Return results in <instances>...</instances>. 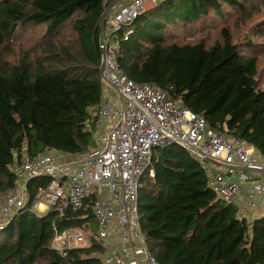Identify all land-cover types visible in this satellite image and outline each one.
I'll return each instance as SVG.
<instances>
[{
  "label": "trees",
  "instance_id": "obj_1",
  "mask_svg": "<svg viewBox=\"0 0 264 264\" xmlns=\"http://www.w3.org/2000/svg\"><path fill=\"white\" fill-rule=\"evenodd\" d=\"M110 1L0 0V196L17 188L12 166L23 149L74 155L96 145L86 122L104 86L99 26ZM263 13L264 0H156L113 34L116 59L128 78L156 84L212 130L264 154V63L256 40L264 28L249 26L237 39L232 30ZM26 25L43 31L12 59ZM151 169L137 205L146 247L159 264H264V215L250 221L219 200L188 151L155 149ZM48 183L45 176L27 181L24 205L0 230V264H103L102 242L65 255L52 248L57 232L84 225L94 231L95 224L89 199L62 215L32 210Z\"/></svg>",
  "mask_w": 264,
  "mask_h": 264
},
{
  "label": "built area",
  "instance_id": "obj_2",
  "mask_svg": "<svg viewBox=\"0 0 264 264\" xmlns=\"http://www.w3.org/2000/svg\"><path fill=\"white\" fill-rule=\"evenodd\" d=\"M155 4L156 0H125L108 14L103 26L102 78L119 95L103 90L93 117L86 122L96 132V147L72 155L66 163L57 162L51 151L30 156L23 149L12 166L17 188L0 199V230L24 205L27 181L45 176L49 183L37 193L32 210L38 213L43 202L62 215L66 209L85 208L89 199L96 228L92 232L84 225L57 232L53 249L65 255L87 239L104 244L103 264H159L141 230L138 185L147 171L154 175L153 151L173 144L201 165L208 188L219 200L234 205L238 198L244 201L240 207L244 216L258 198L264 200V154L243 140L212 130L203 115L168 98L154 83L128 78L118 64L119 40L113 34ZM129 33L122 39L127 40ZM114 237L117 245L112 247Z\"/></svg>",
  "mask_w": 264,
  "mask_h": 264
},
{
  "label": "rangeland",
  "instance_id": "obj_3",
  "mask_svg": "<svg viewBox=\"0 0 264 264\" xmlns=\"http://www.w3.org/2000/svg\"><path fill=\"white\" fill-rule=\"evenodd\" d=\"M150 6H152V5H148V8ZM146 7H147V5H146ZM107 16L105 18V21L107 20ZM244 25H243V22H241V21H239L237 24H235V23L233 24L232 30H233L235 39L242 37L243 34L245 33V30H249V28H248L249 26H254L253 27L254 29L259 27V26L264 28V13L262 15H259V16L254 15L253 18L249 20V22L244 21ZM18 31H17V34H20L21 36L16 37L14 42H13L14 56L12 59L15 58V54H17L20 49L27 50V51L29 50L32 42L34 40H36L37 37H40V33L43 31V27H41V26L35 27V26H27L26 25V26L21 27ZM256 40L261 45L260 49H259V53H263L261 61L264 63V35L261 37H256ZM258 48H259V46H258ZM31 53H32V49H31ZM113 93L114 94L116 93L115 89H114ZM115 95H118V93H116ZM95 136H96V132L93 131L92 132L93 140H94ZM95 147H96V145L93 144L91 146L90 150H93ZM51 153L55 157L56 161L58 160V158L60 159V157H59L60 153L53 152V151ZM145 177H146V174L144 175L143 178H145ZM141 183L142 182H140L138 185V190L142 185ZM91 221L93 222V225H94V223H95L94 219ZM87 244H88V240L85 239L80 246L84 247V246H87Z\"/></svg>",
  "mask_w": 264,
  "mask_h": 264
},
{
  "label": "crops",
  "instance_id": "obj_4",
  "mask_svg": "<svg viewBox=\"0 0 264 264\" xmlns=\"http://www.w3.org/2000/svg\"><path fill=\"white\" fill-rule=\"evenodd\" d=\"M103 90H106V91H108V92H110V94L111 95H113V96H118V95H115L116 93H118L117 92V90H115V94L113 93V91H114V89L111 87V86H109V84H107V82H105L104 81V86H103ZM52 152V151H51ZM59 157H60V159L58 158V160H57V162H59V163H66V162H69V161H71L72 160V155H70V154H62V153H60V155H59ZM154 176V175H153ZM207 177V176H206ZM10 193V192H9ZM8 193H6V194H4V195H2V196H0V199H3V197H5L6 195H7ZM243 204H244V201L242 200V199H240V198H238L237 200H236V204H235V206L237 207V210L239 211V213L241 214V212H242V210H241V206H243ZM38 210L40 211V212H38L39 213V215H41V214H44V213H46L47 211H48V207L46 206V204H44L43 202H41L40 204H38ZM139 212V211H138ZM37 213V212H36ZM37 213V214H38ZM241 215H243V214H241ZM261 215H264V200L263 199H261V198H258L257 200H256V203L253 205V206H251L250 208H249V211H248V213H246L245 214V217L248 219V220H252L254 217H256V216H261ZM95 224V223H94ZM94 229L96 230V228H95V225H94ZM94 230V231H95ZM93 232V231H92ZM110 245L112 246V247H115V245H117L116 244V240H115V237H114V239L111 241V243H110ZM87 246H89V244H87ZM103 257V254L101 255V258Z\"/></svg>",
  "mask_w": 264,
  "mask_h": 264
},
{
  "label": "water",
  "instance_id": "obj_5",
  "mask_svg": "<svg viewBox=\"0 0 264 264\" xmlns=\"http://www.w3.org/2000/svg\"><path fill=\"white\" fill-rule=\"evenodd\" d=\"M122 1H125V0H111L101 16L100 26H99V32H100L99 41H100V50H101L102 56L104 54V49L102 48V45H103V26H104L105 18L108 14H110L111 10L114 9L117 5H119ZM102 72H103V63L101 61V67H100L101 75H102Z\"/></svg>",
  "mask_w": 264,
  "mask_h": 264
},
{
  "label": "bare ground",
  "instance_id": "obj_6",
  "mask_svg": "<svg viewBox=\"0 0 264 264\" xmlns=\"http://www.w3.org/2000/svg\"><path fill=\"white\" fill-rule=\"evenodd\" d=\"M89 245L91 244V243H88Z\"/></svg>",
  "mask_w": 264,
  "mask_h": 264
}]
</instances>
